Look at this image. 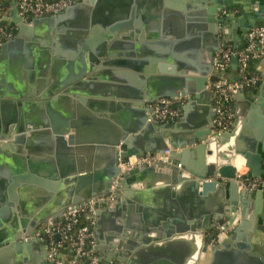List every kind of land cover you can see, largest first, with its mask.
<instances>
[{"label": "water", "instance_id": "1", "mask_svg": "<svg viewBox=\"0 0 264 264\" xmlns=\"http://www.w3.org/2000/svg\"><path fill=\"white\" fill-rule=\"evenodd\" d=\"M244 1L249 3L243 5L241 0L235 2L231 0H82L69 5L59 14L25 22L19 15L16 0H12L13 17L0 19L6 24L16 25L22 32H33L29 47L19 46L11 50L13 54L9 69L22 71L27 68L28 74L21 75L32 77L34 67L32 64L37 62L40 70L38 75L45 78L51 76L48 99H45L47 96H43L41 99L43 101H33L27 94L31 91L27 89L22 93L23 99L3 100L1 104L3 112L0 116V140L3 141L0 147L3 148V157L14 159L16 156L26 154V148L30 146L24 147L19 142L38 138H50L61 144L65 150L85 154L88 159L92 156L101 157V173H98L97 179L94 177L93 185H90V173L85 179H71L80 181L81 185L86 187L85 192L74 195L75 188H73L71 199L52 218L60 216L67 206H78L83 201L107 195L112 185L116 183L118 186L116 197L105 208V214L109 216L116 211L114 219L118 223L110 224L107 230V245L109 243L111 247L109 250L118 251L116 256L110 259L122 260L121 264H141L144 263L142 255L146 250H158L161 249L158 248L160 245L170 244L172 239L186 240L189 237L192 244L190 247L185 244L181 264L199 263L207 252L213 255L211 264H264V256L253 252L247 244L249 235L255 233L252 229L254 217H250L248 204L252 198L257 200L264 198V191L240 188L236 183L237 167L234 164V160L240 158L242 166L247 168L244 177H264V83L257 82L255 87L259 90L258 92L255 90L249 98L245 97L244 92L237 93L238 98L246 101L247 119L244 122L238 123L228 132L212 131L211 105L208 120L191 126L186 141L176 140L172 133L163 130L169 124L157 119L153 109L147 105L160 97L172 99L186 97L188 101L193 98L204 99L207 94L211 97L213 90L211 84L217 79V76L211 74L212 64L198 71L195 77L176 64L174 69L178 74L175 77L155 78L152 75L148 79L155 81L153 84L140 88L143 85L139 83L136 92L124 97L125 103L121 102L127 119L117 131L114 130L111 137L97 136L90 130L82 132L79 116L71 111L60 116L61 119L53 118L51 115L52 125L42 114V107L50 108L49 106L54 102L63 104L69 101L71 109L74 100H69L64 94L85 93L83 87L93 85L87 81L97 79L101 73L107 74L112 79L119 77L116 78L118 81L127 79L130 69L128 62L126 59H114L116 55L112 52L117 44H121L120 42H123L122 47L125 48L128 45L130 47L131 43L116 40L118 37L125 40L137 37L143 41L145 37L150 36L153 39L157 38L154 44L166 46L176 44L177 39H180L177 44L193 42L196 46H201L200 52L203 58L208 60L221 46V36L228 34L222 27L225 21L231 20L235 6L242 14L238 20L243 32H247L264 20L259 17L264 14V0ZM194 10L200 15H195ZM170 12L180 13L188 21L190 28L187 36L171 32L177 23L170 22ZM160 38L162 41H159ZM18 42L19 38L16 36L5 42L0 49L1 56L5 57L11 45ZM63 42L72 46L67 57L70 60L65 62L69 64L68 66L61 61L63 51L59 48V44ZM140 45L147 47V51L143 52L146 56L158 55L167 58L165 52L154 51L151 44ZM35 50L39 52H34ZM119 56L121 54L117 55ZM142 57L137 59L140 62L139 66H134L132 70L153 74L151 66L141 69V64L149 63L148 59ZM231 63L237 65V60L233 59ZM99 67L107 69L101 70ZM4 69L6 70L3 65ZM64 72L69 74L66 75ZM138 78L143 77L138 75ZM72 86L73 89H69ZM106 87L109 88L110 85ZM77 100L85 101L82 97H78ZM92 103L103 104L99 101ZM37 108L41 110L40 114L33 115V109ZM184 109L186 111L187 108ZM95 118L96 120L88 118V121L95 123L104 120L101 116ZM183 121L184 116L180 118L179 126ZM160 129L163 131L159 132ZM164 150H170L168 161L156 162L151 166L140 165L120 174L119 160L126 161L129 156H140L150 151L161 153ZM193 155L196 156L194 163L188 159ZM161 169H165L166 173L158 172ZM146 174L157 181L165 180L174 184L179 182L184 188L193 191L199 203L196 222L174 228L147 227L140 223V220L136 226H131L128 221L133 212H128L127 207L123 206L129 194L127 191L122 193L120 188L129 187L138 179L141 181ZM38 180L43 182L42 179ZM9 181L11 185L8 184ZM22 181L29 179L8 178L7 181L3 179V185L14 188ZM3 196L5 198L7 195L3 194ZM121 207L126 208V213L120 212ZM101 209L96 210V215L102 216ZM127 214L129 217L126 216ZM248 216L251 218L249 221L246 220ZM238 217L241 218V222L236 225L235 220ZM26 221L21 218L20 223L18 221L16 224L14 220L12 226L3 227L1 252L10 249L22 252L24 247L27 248L34 242H42L33 237L37 225L26 227ZM218 224L222 225L221 230L216 229ZM97 225L99 228L96 233L102 239V221L98 220ZM130 229L133 231L132 235L126 234V230ZM229 229L230 231L225 232ZM26 233L30 238L23 239ZM111 252L109 251V254H112ZM128 252L129 255H133L125 259V254Z\"/></svg>", "mask_w": 264, "mask_h": 264}, {"label": "crops", "instance_id": "2", "mask_svg": "<svg viewBox=\"0 0 264 264\" xmlns=\"http://www.w3.org/2000/svg\"><path fill=\"white\" fill-rule=\"evenodd\" d=\"M231 1L235 2L237 0ZM241 1L243 5L249 3L244 0ZM11 2L12 0H0V19L13 17L11 13ZM202 6L204 7V5ZM249 10L250 9H248V12ZM194 13L195 15H198L196 14L198 13L196 10H194ZM182 15L187 14L182 13ZM240 16H242V14L239 8L235 6L231 20L225 21L222 27L228 32V34L224 37L221 36V45H230L237 48L245 43L246 32H243L241 25L239 24L238 19ZM259 17L264 18V14L259 15ZM173 20H175V22H173ZM170 22L177 23L176 27L171 29V32H178L179 34H185L186 36L189 34L187 33L190 28L188 21L185 20L180 13L170 12ZM6 25L12 28L13 38L15 36L18 37L19 42L11 45V48L7 51L5 57L0 54V116L3 112V107L1 105L3 100L15 101L18 98L23 99L22 93L27 89L31 91V93L27 94L33 101H43L41 100L43 96H47L45 99H48L50 96L48 93L50 88L49 80L51 82V76L45 78L38 75L40 70H38L39 65L37 62H33L32 64L34 66L32 68V77L29 75L23 77L21 75L24 73L28 74L27 68L22 70L23 72L20 70L9 69L13 54L11 50L19 48V46L20 48L25 46L29 47L33 32H22L12 23ZM193 34L195 33L193 32ZM156 39L157 38L153 39L150 36L145 37L143 41L137 39V37H130L127 40L120 37L116 38V40L131 43L130 47H128V45L125 48L122 47L124 46L122 44L123 42H120L121 44H117L115 50L112 52L116 55L114 59H126L128 62L130 69H128L129 72L127 79H125V81H118L116 78L119 77L112 79L107 74L101 73L98 75L97 79L87 81L93 83V85L84 86L83 89L85 90V93L82 92L79 94L73 92L67 95L64 94V97H68L69 100H74L71 109L69 101H65L63 104L54 102L49 106L50 108L45 106L42 107V114L46 117V120L51 123L53 118L61 119L60 116L71 111L74 115L77 114L79 116L80 130H82V132L90 130L91 132L93 131L96 133L97 136L111 137L114 130L117 131L120 128V125L127 119L125 115L126 112L124 111L121 102L125 103V98L136 92L139 88V83L143 85L140 88L153 84L155 81L150 78V80L148 79V77H151L152 75V77L155 78L175 77L178 74L174 69L176 64H179L185 69V71L188 70L186 72L194 75V77L198 75V71H201L207 65L212 64L213 56L211 58L209 57L208 60H205L200 52L201 46L198 47L193 42L192 44H177L180 39H174L176 44L166 46L154 44L156 43ZM159 41H162V38H160ZM142 43L145 45L151 44L154 51L160 50L165 52L167 58H165V56L159 57L158 55L146 56L143 52L145 50L147 51V47L140 45ZM71 47L72 46L66 42L59 44V48L63 51V60L61 61H63L65 66L69 65L65 62L70 60H68L67 57ZM38 50H35L34 52H39ZM138 51L142 53L140 54ZM126 53L128 55H124ZM119 54H121V56L117 57ZM140 57H145L149 60V63H143V65H140L141 69L144 70L148 68V66H151L153 74L150 75L142 70L139 72H134L132 70L134 66H139L138 63L140 62L137 59H140ZM171 59L172 61H170ZM3 65L6 70H3ZM237 67L238 65H233L231 63L228 69L227 75L231 80L237 79ZM99 69L104 70L107 68L99 67ZM251 70L258 75L259 79L257 82L264 83V57L253 63ZM114 71L118 72V70ZM64 74L68 75L69 73L64 72ZM211 74L216 76L213 71ZM138 75L143 78H138ZM106 85H110V87L107 88ZM73 87L74 86L69 89H73ZM255 90L258 92L259 88L254 86L251 89H245L240 92H244L245 97L249 98L253 95ZM78 97H82L85 101L79 102L77 100ZM94 101H99L103 104L95 105L92 103ZM180 102L181 103H178V107L180 108L179 116L172 121H166L169 126L166 127V129H163L172 133L175 139L179 141L185 140V138L188 137L191 126H195L204 120H208L209 113L211 112L212 96L210 97L209 94H207L204 99L194 100L193 98L191 101H188V98L186 97H182ZM245 105L246 101L241 100L238 98V95L235 94L231 102L235 116L234 127H236L238 123H242L247 119ZM185 107L187 108L186 111L184 109ZM33 110V115L40 114L41 112L38 108ZM51 115H53V118H51ZM100 116L101 118H104V120L95 123H90L88 121V118L96 120L95 117L100 118ZM183 116L184 121L179 126V120ZM50 125H52V123ZM234 127L231 130H233ZM163 130L160 129L159 132H162ZM91 132L89 133L90 136H92ZM157 133L158 132L156 131L155 134L157 135ZM0 143H3V141L0 140ZM19 144H23L24 147L30 146V148H26V154L16 156L14 159H11V157L8 156L3 157V148L0 147V242L2 243L4 238L3 227L12 226L14 220L16 224L18 221L20 223L21 218L26 219L27 221L25 222V225L26 227H30L31 225H39L46 219L54 217L60 209L65 207L66 202L71 199L70 196L73 188H75L74 195L85 192L86 187L81 185L82 183L80 181H72L71 179H85L90 173V185H93L94 177L97 179L98 173H101V157L92 156V158L88 159V156L85 154L69 152L62 148V145L57 141L50 140V138L26 140L19 142ZM147 153L155 152L150 151ZM188 159L194 163L196 161V156H190ZM244 171L247 172V168H244ZM158 172L162 174L166 173L165 169H161V171ZM8 178L29 179V181L18 182L14 188H9L8 186L5 187L3 185V179H6L7 181ZM35 179H37V181H34ZM38 179H42L41 181L43 182H39ZM51 179H53V181H51ZM10 183L11 181L8 182L9 185H11ZM181 185L182 184L179 182L174 184L173 182L165 180L157 181L156 179L151 178L150 175L146 174L141 178V181L138 179L136 183L131 184L129 187L120 188L122 193L127 191L129 194L127 200H124L125 203L123 204V206L127 207L128 212H133V215L130 217L128 214L126 215L129 217L128 223L131 226H136L141 220L140 223L147 227L170 226L174 228L184 225H192L197 220L199 203L194 195L195 193ZM3 194L7 196L3 198ZM127 201L130 203H127ZM106 206L107 205L100 206L98 208L99 210L101 208L104 210L101 209L102 216L96 215L95 218L94 241L96 249L99 257L104 262L121 264L120 262L122 260L110 259V257L116 256L118 251L116 249L109 250L111 247H109V243L107 245V230L110 224L118 223L114 219L116 211L113 212L111 216L105 214ZM248 209L251 213V216H249L251 218L254 217L252 229L255 230V233L252 234V236L249 235L247 238V244L253 252L264 256V198H260L259 200L252 198L249 201ZM119 210L122 213H126V208L124 209L121 207ZM249 216L246 218L247 221L251 220ZM98 220H101L103 224L102 239H100L96 233L99 228L97 225ZM235 221L237 225L241 222V218L238 217ZM132 233L133 231L131 229L126 230V234L132 235ZM98 242L101 244V247ZM185 244L187 247H190V244H192L189 237L186 240H182L181 238L172 239L170 244L160 245L158 248L161 249L158 250H146L142 255L144 256V263L141 264H181V259L184 257ZM99 248H101V250ZM1 250L0 264H50L46 256L45 244L42 242H34L30 244L29 247H24L22 252L21 250L16 251L14 249H10L6 252H1ZM109 251H112V254H109ZM129 253L130 252L123 257L125 259L131 258L133 254L129 255ZM212 256L211 252H207L205 258L196 264H211L213 260Z\"/></svg>", "mask_w": 264, "mask_h": 264}, {"label": "built area", "instance_id": "3", "mask_svg": "<svg viewBox=\"0 0 264 264\" xmlns=\"http://www.w3.org/2000/svg\"><path fill=\"white\" fill-rule=\"evenodd\" d=\"M82 0H16L20 17L27 22L34 18L48 17L62 12L69 5ZM13 37L10 26L0 21V48ZM264 57V20L251 27L245 36V43L237 48L221 45L212 57V71L217 79L211 84L212 90V131L228 132L234 127L235 116L231 102L238 92L251 89L259 77L251 70L253 63ZM233 59L237 60V79L228 77V69ZM179 98L160 97L148 104L159 120L171 121L179 116ZM170 150L161 153H145L129 156L126 161L119 160L120 174L137 166H151L156 162L168 161ZM236 172V183L242 189L264 191V177H244L245 171ZM117 184L114 183L105 196L83 201L78 206H67L60 216L48 218L35 228L33 237L44 242L50 264H115L100 259L94 241L96 210L116 197ZM216 229L221 230L218 224ZM230 231L227 230L225 232ZM30 236L26 233L23 239Z\"/></svg>", "mask_w": 264, "mask_h": 264}, {"label": "bare ground", "instance_id": "4", "mask_svg": "<svg viewBox=\"0 0 264 264\" xmlns=\"http://www.w3.org/2000/svg\"><path fill=\"white\" fill-rule=\"evenodd\" d=\"M234 164L237 167V170H242V161L240 160V158H237L236 160H234Z\"/></svg>", "mask_w": 264, "mask_h": 264}, {"label": "flooded vegetation", "instance_id": "5", "mask_svg": "<svg viewBox=\"0 0 264 264\" xmlns=\"http://www.w3.org/2000/svg\"><path fill=\"white\" fill-rule=\"evenodd\" d=\"M172 121V120H171Z\"/></svg>", "mask_w": 264, "mask_h": 264}]
</instances>
